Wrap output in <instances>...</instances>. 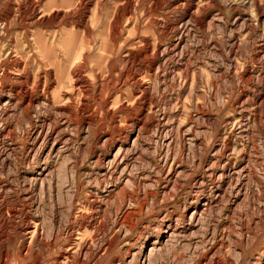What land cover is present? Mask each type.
<instances>
[{"label": "rangeland", "instance_id": "rangeland-1", "mask_svg": "<svg viewBox=\"0 0 264 264\" xmlns=\"http://www.w3.org/2000/svg\"><path fill=\"white\" fill-rule=\"evenodd\" d=\"M84 1L0 0L13 49L10 66L0 67V90L25 94L11 72L30 90L20 124L12 107L9 125L0 128V180L16 189L23 178L25 210L44 236L62 231L58 249L71 244L68 234L105 243L100 264H209L202 256L211 248L222 264H264V0ZM34 2L41 11H33ZM69 45L95 59L82 62L91 81L77 87L85 92L65 112L69 90L54 93L49 60L62 61ZM5 131L15 134L13 142ZM38 133L44 143H35ZM204 203L214 205L197 226L188 225L183 217ZM83 214L88 225L79 231L75 219ZM174 216L182 224L173 226L171 241L165 227ZM100 227L107 232L97 238ZM76 256L73 264H94Z\"/></svg>", "mask_w": 264, "mask_h": 264}, {"label": "bare ground", "instance_id": "bare-ground-1", "mask_svg": "<svg viewBox=\"0 0 264 264\" xmlns=\"http://www.w3.org/2000/svg\"><path fill=\"white\" fill-rule=\"evenodd\" d=\"M44 2V1H43ZM85 7L89 6L90 5V2L91 0H85ZM35 3V2H34ZM255 4V3H254ZM16 5V3H15ZM20 5V4H19ZM17 5V6H19ZM32 5V4H31ZM92 6V4H91ZM32 7V6H31ZM33 11L35 13L41 11V8L38 4H34L33 6ZM99 7V6H98ZM32 9V8H31ZM88 9V8H87ZM86 9V10H87ZM100 10V9H99ZM98 10V11H99ZM88 12V11H87ZM26 13V11H25ZM31 13V11H30ZM41 13V12H40ZM43 13V11H42ZM67 13V12H66ZM60 14V13H59ZM42 15V14H41ZM17 17V16H16ZM15 17V18H16ZM9 21V20H8ZM7 20H5V22H2L0 23V67L5 69L7 67V65L10 66V61H12V58L10 59V57L12 56L13 54V49L11 47V45L8 44V40L6 39L7 38V35L9 33V22ZM12 22V21H11ZM184 25V24H183ZM181 25V26H183ZM188 25V24H187ZM188 27V26H187ZM190 28V27H189ZM177 29V28H176ZM186 29V27L184 28ZM178 31V30H177ZM180 32V30L178 31ZM183 33V32H182ZM185 33V32H184ZM184 36V35H183ZM181 37V36H180ZM182 39V38H181ZM178 43V42H177ZM5 44V45H3ZM176 45V44H175ZM182 46V45H181ZM178 47V46H177ZM74 47L73 46H66V49H65V53H66V57L62 59V61H59V60H49L50 62V67L52 69H50L51 73H50V79L53 78V76H55L56 78V81H57V84H56V87H55V92H57L58 90L62 89L63 87H66L68 88L69 90V97H62L60 95H62V93L58 94V97H60V100L62 99V103L65 101L68 103V105L70 103H72V101L74 100V97L76 95H80L82 96V91L85 92L83 90V88H78L77 87L79 85L83 86V85H87L90 83L91 81V74L89 73V71L87 70V67L85 64H82L83 63H88L91 59H95L93 57V55L90 53V50H87V49H84V50H87L88 53L87 54H78L76 55L75 54V49H73ZM166 48V47H165ZM175 48V47H174ZM169 49V48H168ZM170 49H171V46H170ZM169 49V50H170ZM176 49V48H175ZM83 50V51H84ZM166 49H164L165 51ZM167 51V50H166ZM180 51V49H179ZM170 52V51H169ZM163 53V52H162ZM167 53V52H166ZM178 53V52H177ZM165 54V52H164ZM168 54V53H167ZM161 52H160V56H161ZM159 56V57H160ZM14 58V57H13ZM16 59V58H15ZM64 59H66L65 61H63ZM79 60H81V62H79ZM3 64V65H2ZM14 65L17 67V68H20L21 66V61H18V60H14ZM8 66V67H9ZM14 66V67H15ZM62 70V71H61ZM63 70L67 71V73H65ZM10 71V70H9ZM9 71H6V80L10 77V75L12 74V76H14V79L15 81L19 82L21 84V88H24L25 89V94L22 95H18V93H11L8 92L6 89V86L3 87L1 90H0V128H2L3 126H5L6 124H8V121H9V118L11 116V113H10V109L12 107H15V112H19V114L17 113L18 115V120H17V123L20 124L19 122H21V118L22 117H25V107H24V102H25V98L26 96L28 97L30 95V90L27 88L29 86H27V82L26 79L23 78V75L22 74H13L11 72V74H9ZM13 71V70H12ZM15 72V71H14ZM1 73V72H0ZM3 73V72H2ZM5 73V71H4ZM16 73V72H15ZM18 73V72H17ZM61 74L62 73V78L60 77L57 78V75ZM251 73V72H250ZM236 74V73H235ZM250 76V75H249ZM237 77V76H236ZM244 77V76H243ZM27 78V77H25ZM97 78V81L100 82L101 78H99L98 76L96 77ZM238 78V77H237ZM26 82H25V81ZM256 80L257 77H256ZM1 81H3L1 79ZM102 81V80H101ZM240 81V80H239ZM6 82V81H5ZM241 82V81H240ZM7 83V82H6ZM239 83V82H238ZM244 83L248 86V85H251V79H244ZM4 84V83H3ZM27 84V85H26ZM2 85V84H1ZM6 85V84H5ZM239 86H240V83H239ZM258 86V85H257ZM238 87V86H236ZM242 89V87H240ZM245 88V87H244ZM243 88V90H244ZM247 88V87H246ZM10 89V88H9ZM8 89V90H9ZM23 89V90H24ZM86 89V88H85ZM147 89V88H146ZM247 90V89H246ZM245 90V91H246ZM52 91V92H53ZM262 91V90H261ZM68 92V91H67ZM237 92V91H236ZM53 93V94H54ZM67 95V94H66ZM54 96V95H53ZM241 97V92L240 94H237V98L240 99ZM246 97V96H245ZM261 97V96H260ZM5 98V99H4ZM33 98V97H32ZM143 98V97H142ZM56 99V96L54 98V101ZM148 99V98H147ZM244 99V98H243ZM83 100V99H82ZM33 101V100H32ZM45 101V100H44ZM85 101V100H84ZM6 102V103H5ZM32 103V102H30ZM66 103V104H67ZM40 104V103H39ZM49 104V102L47 103ZM54 104V103H53ZM61 104V103H60ZM33 105V104H32ZM44 105V104H42ZM52 105V104H51ZM26 106V105H25ZM41 106V105H40ZM38 107V106H37ZM61 107V106H60ZM65 109V112H70L72 111V106L69 105L68 107H64ZM64 112V111H63ZM13 114V113H12ZM14 117V115H12ZM71 116V115H70ZM16 118V117H14ZM161 118V117H160ZM73 119V118H72ZM86 120V118H85ZM7 121V122H6ZM84 121V120H83ZM92 121V120H91ZM139 121V120H138ZM68 122V121H67ZM90 122V121H89ZM73 123V122H72ZM92 123V122H91ZM136 123V122H135ZM17 124V126H18ZM82 124V122H81ZM238 124V123H237ZM9 125V124H8ZM89 125V124H88ZM240 125V124H239ZM181 128V126H179ZM234 127V126H233ZM61 128V127H60ZM235 128V127H234ZM43 128H41L42 130ZM46 129V128H45ZM51 129V128H50ZM66 129V128H65ZM240 129V128H238ZM37 130V129H36ZM49 130V129H48ZM52 130V129H51ZM50 130V131H51ZM56 130V129H55ZM58 130V129H57ZM56 130V131H57ZM237 130V129H235ZM241 130V129H240ZM59 131V130H58ZM184 131V130H183ZM192 131V130H191ZM35 132V131H34ZM37 132H40V131H37ZM47 132V131H46ZM44 132V133H46ZM239 132V131H238ZM6 135L8 136V138H11L12 139V142L15 140L14 137H15V134H13L12 132L10 131H5ZM5 133L3 135H5ZM57 133V132H56ZM133 133V132H132ZM51 134V133H50ZM242 134V133H241ZM240 134V135H241ZM41 133H38L35 137V143H39V141L42 140V138L44 139V137L42 136L41 138ZM47 135V134H46ZM45 135V136H46ZM52 135V134H51ZM127 135V134H126ZM125 135V136H126ZM129 137V136H128ZM184 137V136H183ZM49 138V137H48ZM100 138V137H99ZM111 138V137H110ZM100 140V139H99ZM115 140V139H114ZM34 141V139H33ZM43 141V140H42ZM41 141V142H42ZM47 141V140H46ZM40 142V143H41ZM125 142V141H124ZM44 143V142H42ZM114 143V142H113ZM129 143V142H128ZM135 143V142H134ZM224 143H222L223 145ZM37 145V144H36ZM40 145V144H39ZM54 145V144H53ZM113 145V144H111ZM46 146V145H44ZM223 147V146H222ZM129 148V147H128ZM133 148V147H132ZM120 149V148H119ZM130 149V148H129ZM35 150V149H34ZM126 150V149H125ZM206 150V149H205ZM225 149H221L220 151H224ZM5 151V150H4ZM7 151V150H6ZM12 151V150H11ZM11 151H8L10 152L11 154ZM36 151V150H35ZM34 152V151H33ZM122 152H125V151H121ZM127 152V151H126ZM130 152V151H128ZM132 152V151H131ZM41 152H39V149H38V152L36 153V157L40 154ZM32 154V153H31ZM123 154V153H122ZM222 154V153H220ZM7 155V154H6ZM5 155V156H6ZM12 156V155H11ZM16 156V155H15ZM24 156V155H23ZM27 156V155H26ZM25 156V158H26ZM126 156V155H125ZM247 156V155H246ZM120 157V156H119ZM123 157V156H122ZM4 158V157H3ZM7 159V158H6ZM22 159V158H21ZM21 159H20V164H21ZM39 159V158H38ZM8 160V159H7ZM7 160L5 161V158H4V161L7 163ZM23 160H24V157H23ZM118 160H116L117 162ZM9 162V161H8ZM113 162V161H112ZM123 162V161H122ZM119 163V161L117 162ZM116 163V164H117ZM115 164V163H114ZM119 165V164H118ZM165 165V164H164ZM174 165V164H173ZM121 166V165H120ZM170 167V166H169ZM175 167V166H174ZM173 167V168H174ZM117 168V167H116ZM171 168V167H170ZM172 168V169H173ZM227 168V167H226ZM248 168V167H247ZM175 169V168H174ZM173 169V170H174ZM224 169V168H222ZM246 169V168H245ZM225 170V169H224ZM252 170V169H251ZM38 171V170H37ZM178 170H176L177 172ZM243 171V170H242ZM175 172V173H176ZM224 172V171H223ZM222 172V175H224ZM227 172V170L225 171ZM169 173V172H168ZM171 173V172H170ZM178 173V172H177ZM176 173V174H177ZM180 173V172H179ZM182 173V172H181ZM247 173V172H246ZM213 174V173H212ZM239 174V173H238ZM169 175V174H167ZM174 175V173L172 174ZM178 175V174H177ZM216 174H214L215 176ZM228 175V174H226ZM237 175V174H236ZM24 176V175H23ZM44 176V175H43ZM246 176V175H245ZM42 177V176H41ZM177 177V176H176ZM238 177V176H237ZM243 177V176H242ZM36 178V177H34ZM239 178H241V175H239ZM252 178V177H251ZM20 179L22 180L23 178L20 177ZM19 179V180H20ZM42 179V178H41ZM128 179V178H127ZM180 179V178H178ZM218 179L220 180V178L218 177ZM223 179V178H222ZM238 179V178H237ZM245 179V178H244ZM18 180V179H17ZM19 180L18 182H16L15 184L17 185L16 186V189L13 188V186L11 184H8L6 181H1L0 180V264H13L12 263V257L15 256L17 258V264H73V262L75 261L76 259V253L82 258V260H86V258L83 259V257H87L90 256L94 259V264H100V261L97 259L98 255H99V252H101L103 250V246L105 245L106 247V244L101 242V241H98L96 244L95 243H91L93 241H90V244H84L85 242H82V240L80 239H74V235L73 234H66L67 235V239L66 241H70L69 243V246L67 244H62L63 246L61 248L58 249V242L59 240L61 239V236L64 235L62 233V231H56V230H53V231H50L46 236H44L43 234V226L41 228V224L42 223H38L37 221H34L30 216L29 213L26 212L25 208L27 207V203H26V199H25V195H26V190L23 188L24 186V183L23 184H20L22 181H20L19 183ZM31 180V179H30ZM33 180V179H32ZM31 180V181H32ZM45 180V179H44ZM42 180V182L44 181ZM231 180V179H230ZM236 180V179H235ZM242 180V179H241ZM240 180V182H241ZM177 181V180H176ZM24 182V181H23ZM236 182V181H235ZM238 182V181H237ZM239 182V183H240ZM176 183V182H175ZM243 184V183H242ZM173 185V184H172ZM238 185V183H237ZM236 185V186H237ZM29 186V185H28ZM30 186H33L32 183ZM241 186V185H240ZM175 187V186H174ZM171 188V187H170ZM236 188V187H235ZM238 188V187H237ZM241 188V187H240ZM31 190V188H30ZM33 190V189H32ZM236 190V189H235ZM242 190V189H241ZM173 191V190H172ZM238 191V190H237ZM171 192V191H170ZM241 191H239L240 193ZM239 193L237 194V196H239ZM202 194V193H201ZM203 195V194H202ZM219 195V194H218ZM198 196V195H197ZM220 196V195H219ZM236 196V197H237ZM221 197V196H220ZM219 198V197H218ZM222 198V197H221ZM240 198V197H239ZM213 199V198H212ZM215 199V198H214ZM96 199L94 198V201ZM100 200V199H99ZM98 200V201H99ZM195 200V199H194ZM193 200V201H194ZM197 200V199H196ZM97 201V202H98ZM101 201V200H100ZM210 201V200H209ZM222 201V200H221ZM96 202V201H95ZM212 202V200H211ZM99 203V202H98ZM103 203V202H102ZM192 203V202H191ZM217 203V202H215ZM229 203V202H228ZM30 204V203H29ZM83 204V203H82ZM87 204V203H86ZM97 204V203H96ZM100 204V203H99ZM92 205V204H91ZM103 205V204H102ZM212 205V204H205L203 205V207H201L199 209V207H196L195 210L192 212V214L189 216H184L183 218H186L188 219L187 221L189 222L188 225H198L201 220H202V216L203 214H205L204 212H208V207ZM214 205V204H213ZM212 205V206H213ZM88 206V204H87ZM30 207V206H28ZM82 206L80 205V208ZM93 207V205H92ZM95 207V206H94ZM101 207V205H100ZM89 208V207H88ZM104 208V207H103ZM124 208V206H123ZM188 208V207H187ZM71 209V208H70ZM74 209V208H73ZM91 209V207H90ZM99 209V208H98ZM128 209V207H127ZM125 208V210H127ZM78 210H79V207H78ZM81 210V209H80ZM83 212L84 211H87V209H82ZM92 210V209H91ZM90 210V211H91ZM93 210H96V209H93ZM103 210V209H102ZM176 210V209H175ZM185 210V209H184ZM28 211V210H27ZM135 211V210H134ZM137 211V210H136ZM79 212V211H78ZM77 212V214H78ZM89 212V210H88ZM92 212V211H91ZM173 212V210H172ZM87 213V212H85ZM93 213V212H92ZM97 213V212H96ZM100 213V212H99ZM103 212H101L102 214ZM133 213V212H132ZM175 213V212H174ZM80 214V213H79ZM82 214V213H81ZM98 214V213H97ZM104 214V213H103ZM102 214V215H103ZM129 214H131L129 212ZM127 214V216L129 215ZM135 214V213H133ZM84 215V214H83ZM86 215V214H85ZM85 215L82 217V219H75L76 220V224H78V228H79V231H81L82 229L85 228V226H87L88 224V218L89 216L85 217ZM123 215H126V214H123ZM249 215V214H248ZM82 216V215H81ZM91 216V215H90ZM122 216V215H121ZM136 216V215H135ZM134 216V217H135ZM166 217V215H164ZM177 216V215H176ZM255 216V215H254ZM253 216V217H254ZM180 217V216H179ZM256 217V216H255ZM261 217V216H260ZM76 218V217H75ZM95 218V217H94ZM101 218V217H100ZM106 218V217H105ZM128 218V217H127ZM129 218H133L132 216H129ZM167 218V217H166ZM182 218V219H183ZM92 219V218H91ZM90 219V220H91ZM103 219V217H102ZM121 219V218H120ZM137 219V218H136ZM180 219V218H178ZM185 219V220H186ZM240 219H241V216H240ZM250 219V218H249ZM255 219V218H254ZM250 220L252 222V224H255V220ZM261 220V218H259ZM74 220V219H73ZM72 220V221H73ZM126 220V218H125ZM131 220V219H130ZM259 220V221H260ZM124 221V220H123ZM129 220H126V223L128 225V222ZM133 221V220H132ZM135 221V220H134ZM133 221V224H135ZM164 221V220H163ZM184 221V220H183ZM241 221V220H240ZM239 221V222H240ZM249 221V223H251ZM91 223V221H89ZM93 222V221H92ZM94 223H96L94 221ZM121 223V222H120ZM132 223V222H131ZM180 220H176L175 219V216L173 218H169V220L166 221V232H165V236L167 238H169V240L171 239L172 241V238L175 236V232L172 231L173 229V226L174 228L179 225ZM241 223V222H240ZM244 223V222H242ZM257 223V222H256ZM87 224V225H86ZM99 224V223H97ZM122 224H125V221L124 223L122 222ZM121 224V225H122ZM130 224V223H129ZM165 224V223H164ZM182 224V223H181ZM248 224V223H247ZM246 224V226H247ZM185 225V224H184ZM243 225V224H242ZM242 225H241V228H242ZM257 225V224H256ZM75 226V224H74ZM91 226V225H90ZM94 226V225H92ZM131 226V225H130ZM133 226V225H132ZM181 226V225H179ZM89 227H87L86 229H88ZM127 228V226H126ZM253 228V226H252ZM258 228V226H257ZM72 229V228H71ZM124 229H125V226H124ZM129 229V228H128ZM181 229V228H180ZM250 229V228H248ZM247 229V230H248ZM92 230V229H91ZM95 230V229H94ZM119 231V229H117ZM158 230V229H157ZM178 230V229H177ZM184 230V229H183ZM245 230V229H244ZM65 231V230H64ZM71 231V230H70ZM78 231V230H77ZM77 231H74V232H77ZM93 231V230H92ZM111 230H109L110 232ZM190 231V230H189ZM242 231V230H241ZM246 231V230H245ZM100 232H102V234H104L103 232H107L106 229L100 227V228H97L96 229V234H97V238L98 236L100 235ZM114 232V231H113ZM157 232V231H156ZM177 232V231H176ZM179 232V231H178ZM244 232V231H243ZM249 232V231H248ZM71 233V232H70ZM80 233V232H79ZM78 233V234H79ZM83 233V232H82ZM115 233V232H114ZM191 233V232H190ZM84 234V233H83ZM109 234V233H107ZM181 234V233H180ZM248 234V233H247ZM80 235V234H79ZM90 236V234H88ZM222 235V234H221ZM229 235V234H227ZM105 236V235H103ZM243 236V235H242ZM77 237V236H76ZM87 237V236H86ZM110 237V236H108ZM112 237V236H111ZM177 237V236H176ZM175 237V238H176ZM229 237V236H228ZM14 238H16L17 242L14 244ZM94 238H95V235H94ZM178 238V237H177ZM246 238V237H245ZM87 239V238H86ZM85 239V240H86ZM93 239V238H92ZM96 239V238H95ZM105 240V238H103ZM111 239V238H110ZM222 238H220L221 240ZM91 240V239H90ZM94 240V239H93ZM168 240V241H169ZM178 239H176L177 241ZM243 240V239H242ZM250 240V239H249ZM254 239L252 238V242L254 243L253 241ZM261 240V238H260ZM167 241V242H168ZM175 241V242H176ZM247 241V240H246ZM251 241V240H250ZM89 242V241H88ZM166 242V243H167ZM259 242V241H258ZM115 243V242H114ZM162 243V242H161ZM164 242V244H166ZM249 243V242H247ZM246 243V244H247ZM251 243V242H250ZM249 243V244H250ZM104 244V245H103ZM158 243H155L154 246L151 248V251L150 253L148 254V256L152 257L153 256V253L155 252L156 250V245ZM168 244V243H167ZM213 244V243H212ZM259 244V243H258ZM109 245V244H108ZM163 245V244H161ZM251 245V244H250ZM254 245V244H253ZM212 246V245H211ZM252 246V245H251ZM70 247V248H69ZM104 247V248H105ZM247 247V246H246ZM250 247V246H248ZM253 247V246H252ZM255 247V246H254ZM253 247V248H254ZM164 248V247H163ZM161 249V248H160ZM61 250V256L59 259H56V258H52V256H54L57 252H60ZM106 250V249H105ZM113 250V249H112ZM206 250V249H205ZM222 250V249H221ZM245 250V249H244ZM109 251V250H108ZM157 251V250H156ZM215 250H213L212 248L210 250H207L206 252V255L202 256V259H204L205 261H208L209 264H222V261H221V258L217 256V253L214 252ZM106 252V251H105ZM110 252V251H109ZM129 252V251H128ZM205 252V251H204ZM255 252V251H254ZM48 254V258L49 260H46V262L44 263V261L42 260V257L44 254ZM108 253V252H107ZM203 253V252H202ZM105 254V253H103ZM199 254V253H198ZM213 254V255H212ZM262 254V253H261ZM107 255V254H106ZM109 255V254H108ZM112 255V254H111ZM127 255V253L125 254ZM133 255V254H132ZM212 255V258H209V256ZM264 255V254H262ZM261 255V256H262ZM134 256V255H133ZM260 256V255H259ZM258 256V257H259ZM59 257V255H58ZM101 258V256H99ZM108 257V256H107ZM128 257V256H127ZM249 257V255H248ZM254 257V256H253ZM252 257V258H253ZM257 257V258H258ZM103 258V257H102ZM135 258V257H134ZM244 258V257H243ZM45 259V258H44ZM79 259V258H78ZM90 259V258H89ZM137 259V257H136ZM134 259V262L135 260ZM196 259V258H195ZM248 259V258H247ZM261 259V258H260ZM84 260V261H85ZM115 260V259H114ZM133 260V258H132ZM149 260V259H148ZM203 260V261H204ZM228 260V259H227ZM244 260V259H243ZM257 260V259H255ZM87 261V260H86ZM120 261V260H119ZM150 261H153V260H149ZM194 261V260H192ZM226 261V260H225ZM253 261V260H252ZM264 261V260H263ZM83 262V261H82ZM89 263V260L87 261ZM116 262V261H115ZM132 262V261H131ZM130 262V263H131ZM148 262V263H149ZM157 260L151 262V264H157ZM247 262V261H245ZM251 262V261H250ZM256 262V261H254ZM259 262V261H258ZM86 263V262H85ZM193 263V262H192ZM206 263V262H205ZM76 264V263H75ZM81 264V262H80ZM84 264V262H83ZM93 264V263H92ZM115 264V263H114ZM197 264V263H196ZM207 264V263H206ZM245 264V263H244ZM250 264V263H249ZM252 264V263H251ZM255 264V263H254ZM257 264V263H256ZM259 264V263H258ZM262 264V263H261Z\"/></svg>", "mask_w": 264, "mask_h": 264}]
</instances>
